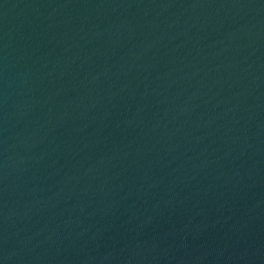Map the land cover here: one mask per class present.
Wrapping results in <instances>:
<instances>
[{
	"label": "water",
	"instance_id": "obj_1",
	"mask_svg": "<svg viewBox=\"0 0 264 264\" xmlns=\"http://www.w3.org/2000/svg\"><path fill=\"white\" fill-rule=\"evenodd\" d=\"M0 264H264V0H0Z\"/></svg>",
	"mask_w": 264,
	"mask_h": 264
}]
</instances>
